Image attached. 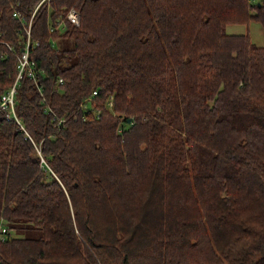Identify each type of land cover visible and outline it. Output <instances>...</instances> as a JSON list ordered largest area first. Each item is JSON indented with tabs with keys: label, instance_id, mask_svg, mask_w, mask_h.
I'll list each match as a JSON object with an SVG mask.
<instances>
[{
	"label": "trees",
	"instance_id": "obj_1",
	"mask_svg": "<svg viewBox=\"0 0 264 264\" xmlns=\"http://www.w3.org/2000/svg\"><path fill=\"white\" fill-rule=\"evenodd\" d=\"M39 1L0 0V264H264V45L225 29L264 0Z\"/></svg>",
	"mask_w": 264,
	"mask_h": 264
},
{
	"label": "built area",
	"instance_id": "obj_2",
	"mask_svg": "<svg viewBox=\"0 0 264 264\" xmlns=\"http://www.w3.org/2000/svg\"><path fill=\"white\" fill-rule=\"evenodd\" d=\"M44 0H40L35 8V10L39 7V5L43 2ZM34 10V12H35ZM67 20L70 21L71 23L75 24V25H80L81 23V14L79 12V10L76 7H71L67 13ZM31 21L29 22L28 26H27V32L28 35H30V31H31ZM64 20H60L58 23V26H64ZM28 49H29V40H28V46L27 49L24 53H22L21 57H20V63H19V73H18V77L17 78H21L22 77V72L25 68L30 66V60H29V54H28ZM17 82L16 81L14 84H12L1 96H0V107L2 109H4L6 111V116L7 117H12L14 115H16V111H15V97H16V92H17ZM94 94L97 93V90L93 91ZM87 99H91V96L87 97ZM86 104L84 103V106ZM5 231V227L3 226V228L1 229L0 232Z\"/></svg>",
	"mask_w": 264,
	"mask_h": 264
},
{
	"label": "rangeland",
	"instance_id": "obj_3",
	"mask_svg": "<svg viewBox=\"0 0 264 264\" xmlns=\"http://www.w3.org/2000/svg\"><path fill=\"white\" fill-rule=\"evenodd\" d=\"M225 29L229 33H250L252 41L259 45H264V29L261 23L257 20H251L249 22H237V23H227L225 25ZM61 122V120H59ZM5 220L0 218V231L3 228V223L5 224ZM7 231L0 232V238H4V233ZM11 232L15 235H22V236H39L40 231L34 226H25L22 227L20 230H11Z\"/></svg>",
	"mask_w": 264,
	"mask_h": 264
},
{
	"label": "crops",
	"instance_id": "obj_4",
	"mask_svg": "<svg viewBox=\"0 0 264 264\" xmlns=\"http://www.w3.org/2000/svg\"><path fill=\"white\" fill-rule=\"evenodd\" d=\"M0 227H1V224H0Z\"/></svg>",
	"mask_w": 264,
	"mask_h": 264
}]
</instances>
